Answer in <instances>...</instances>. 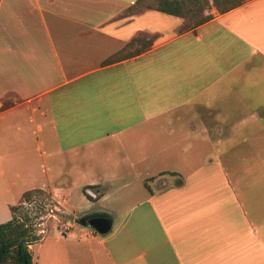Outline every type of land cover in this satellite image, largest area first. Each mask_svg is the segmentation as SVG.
I'll return each instance as SVG.
<instances>
[{"label":"crops","instance_id":"crops-1","mask_svg":"<svg viewBox=\"0 0 264 264\" xmlns=\"http://www.w3.org/2000/svg\"><path fill=\"white\" fill-rule=\"evenodd\" d=\"M133 1L110 11L109 0H0V124L15 136L25 119L45 120L35 128L52 141L59 167L53 189L35 172L49 170L43 160L25 168L29 186L14 192L47 190L55 199L64 191L67 199L78 184L92 197L83 191L90 206L72 218L88 231L62 221L58 233L38 240L35 260L30 250L33 263L264 264V116L252 117L259 120L227 155L218 150L224 125L204 116L234 72L264 63V0L216 10L183 31L178 16L125 15ZM141 32L155 35L149 47L102 65ZM209 137L217 148L211 159L183 160ZM6 146L0 136V150ZM13 164H0V223L10 219L8 184H25L6 175ZM132 181L143 191L120 194ZM109 197L134 202L120 216L97 205ZM92 211L112 215L108 233L75 222Z\"/></svg>","mask_w":264,"mask_h":264},{"label":"rangeland","instance_id":"rangeland-1","mask_svg":"<svg viewBox=\"0 0 264 264\" xmlns=\"http://www.w3.org/2000/svg\"><path fill=\"white\" fill-rule=\"evenodd\" d=\"M109 1L110 11H113L114 9L116 11H120V0ZM208 1L209 6L203 11V15L213 14L216 12V8L212 4V0ZM134 2L135 0L132 3ZM124 14H128L127 10ZM195 19L196 17H184L183 22L179 25L176 31H179L185 25L191 27ZM147 34V32H141L139 36H147ZM152 36L155 37V35ZM141 47H143V44L137 43L131 47L130 50H135ZM220 88L218 94L211 96L210 98L211 102L209 104L214 108V111L210 112L211 115H205L208 114V112L205 111L204 116L210 117V120H218L224 125L225 136H222L220 149L218 148V150H221L222 154L227 155L231 151L229 147L235 142H241V139L244 137L243 135L246 132H249L250 129L255 126L254 124L259 120L252 117L256 115L264 116V63L261 65H255L254 61V65L249 67V69L246 70V67L240 68V70L233 73V76L230 79L224 81V84ZM200 113L203 114V112ZM34 116L35 122H28V119H25L23 125H21L24 132H20L15 136H13L14 131L12 132L9 129L3 131L5 125L2 126V124H0V130L3 131L0 134L1 140L3 142H7V152L0 150V164L3 166L8 158H12L14 164L6 168V175H11L18 183L19 181H24L25 168L31 167L27 168V170L31 172L34 164L40 165L41 161L43 162L44 160V164L49 168V170L46 171L44 167L45 171L44 173H41L39 166L37 169L35 168V172H37L39 178L43 180V183L45 184L44 187L46 189H53L55 187L54 176H56L59 167H54L53 158L49 155V153H51V149H49L48 145H51L52 141L49 137L43 136V132L36 131L35 128L37 118L41 121V123L45 122V120H42L38 115ZM233 123H236L235 129L232 125ZM45 131L46 133L49 132L47 128ZM41 138L45 140L46 146L41 145L39 147L37 139L40 140ZM187 142H190L191 144L190 139ZM42 149L45 151L44 155L41 153ZM216 149V147L213 148V140L209 137V139H206L202 143L200 141L198 142V153L195 149H193V146L190 145L188 150L182 153V158L184 160L186 157L189 161H191L194 156V160L197 162L211 159L214 153L217 152ZM4 154H6L7 159H5ZM26 164L28 165L26 166ZM64 170L68 169L64 168ZM15 173H19V176L15 177ZM24 183L25 184H21L20 186H18V184L16 186L8 184V186L12 188L10 191L14 199L11 200V206H16L14 210L16 217L20 219L29 217V224L33 229V233L40 235L36 241L31 243L30 250L34 260L36 259V251L39 245L38 240H40L42 236L50 237L53 233H58L59 229L57 225L62 221L67 222L68 225H72L74 227L72 229L74 230L73 232L77 231V229H84V231H88L87 228H80L74 225L72 221V218L76 214L85 211L87 209L86 207L90 206L89 202L83 195V189L80 185H74L69 192L67 199L63 198L64 191L57 193L56 198L54 199L47 190H44V192L32 190L25 197H23V194L26 191L22 194H16L14 190L17 192L19 187L25 188L26 186H29L26 185L25 181ZM133 186L138 187L141 190L143 189L141 182L133 183L132 181L128 185L120 184V194L122 191H125ZM132 202L134 201L126 199L123 200L121 197L120 200L115 199L114 197H109L105 200H99L97 205H103L111 208L121 216V214H123V212L128 208L127 206ZM79 216L81 215H77L75 218H78ZM11 218L12 210L10 209V219ZM44 229L46 230V234L42 235L41 230Z\"/></svg>","mask_w":264,"mask_h":264},{"label":"trees","instance_id":"trees-1","mask_svg":"<svg viewBox=\"0 0 264 264\" xmlns=\"http://www.w3.org/2000/svg\"><path fill=\"white\" fill-rule=\"evenodd\" d=\"M243 0H212V4L219 13L227 12L240 5ZM209 6L208 0H135L127 8V13L132 15L143 9H152L165 14L184 17H196L192 26H183L179 31L187 30L198 26L212 18V14L203 15V11ZM126 14V15H128ZM153 36L147 39V36H138L131 38L120 50L111 54L102 61V65L121 61L140 54L145 48L152 43ZM143 44V47L130 50L135 44ZM5 106V105H4ZM173 174V173H172ZM153 177L144 180V185L149 188V181ZM44 192L41 189H35ZM30 191H26L23 197L27 196ZM87 198L92 199L85 192ZM16 206H11L12 218L6 222L0 223V264H34L30 253L29 245L36 241L40 235L33 233L29 224V217L20 219L15 215Z\"/></svg>","mask_w":264,"mask_h":264},{"label":"water","instance_id":"water-1","mask_svg":"<svg viewBox=\"0 0 264 264\" xmlns=\"http://www.w3.org/2000/svg\"><path fill=\"white\" fill-rule=\"evenodd\" d=\"M75 222L93 229L98 234H106L111 230L113 217L105 211H92L75 218Z\"/></svg>","mask_w":264,"mask_h":264}]
</instances>
